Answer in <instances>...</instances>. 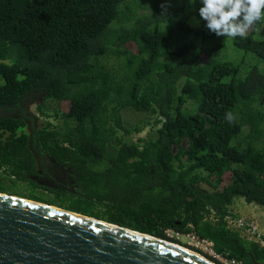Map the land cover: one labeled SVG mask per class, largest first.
<instances>
[{
    "label": "trees",
    "instance_id": "obj_1",
    "mask_svg": "<svg viewBox=\"0 0 264 264\" xmlns=\"http://www.w3.org/2000/svg\"><path fill=\"white\" fill-rule=\"evenodd\" d=\"M199 7L0 0V112L12 109L0 116V193L23 196L14 190L24 186L37 203L170 243L167 230L193 232L218 254L264 264V236L249 240L229 224L239 200L264 210V73L242 79L239 66L214 60L227 38L208 32ZM261 28L233 39L264 63ZM35 101L41 116L50 101L70 109L31 136L21 107ZM128 112L155 118L154 135L134 141L142 129ZM31 142L65 168L69 186L38 182L48 175Z\"/></svg>",
    "mask_w": 264,
    "mask_h": 264
},
{
    "label": "water",
    "instance_id": "obj_2",
    "mask_svg": "<svg viewBox=\"0 0 264 264\" xmlns=\"http://www.w3.org/2000/svg\"><path fill=\"white\" fill-rule=\"evenodd\" d=\"M0 264H213L173 243L0 193Z\"/></svg>",
    "mask_w": 264,
    "mask_h": 264
},
{
    "label": "rangeland",
    "instance_id": "obj_3",
    "mask_svg": "<svg viewBox=\"0 0 264 264\" xmlns=\"http://www.w3.org/2000/svg\"><path fill=\"white\" fill-rule=\"evenodd\" d=\"M262 20L264 21V19ZM255 37L257 40H261V41L264 40V28H261L256 33ZM130 50L137 52L136 47H134L133 45L130 46ZM214 60L218 63H231L235 66H239L240 78L242 79L246 78L248 74L250 73L251 69L254 67H258L259 70L264 73V63L256 55L252 53H245L237 49L234 45L233 38H227L226 47L223 50H220L214 54ZM36 102L39 103L40 101H36ZM47 108H48V111L46 113V116H41L37 112V108L34 105L32 106L30 111L31 113H34L38 126L44 125V123H47V122H50L54 126L58 125V119L55 118L57 110L61 111V113H67L70 109V103L64 102L58 105L56 102L50 101V102H47ZM125 118H126L127 123H129L130 126H138L139 128L142 129L141 133H134L133 135L134 141H137L138 139L150 138L151 136L154 135L155 130L158 128L157 126H154L155 118H152L146 114L128 112L125 114ZM233 145H235V143H233ZM229 183H230V177L227 176L226 185H228ZM41 184L45 185L44 182H41ZM51 187L54 189H58L55 185H52ZM14 191L23 194V196L15 195V197L29 200L28 197L26 196V194H28V190L24 186L15 188ZM37 194L43 195L46 199L53 198V195H51L47 191L39 190ZM29 201H32V200H29ZM40 204H44V203H40ZM53 207L59 208L57 206H53ZM232 210H233L234 215H237L239 217L238 219H242L245 222L249 223V225L253 227V229H256L259 232V234L262 235V232L260 231V226L258 223L259 216L262 219H264V215H263L264 210L262 208H258L255 206H247L245 204H239V205H235V207Z\"/></svg>",
    "mask_w": 264,
    "mask_h": 264
},
{
    "label": "clouds",
    "instance_id": "obj_4",
    "mask_svg": "<svg viewBox=\"0 0 264 264\" xmlns=\"http://www.w3.org/2000/svg\"><path fill=\"white\" fill-rule=\"evenodd\" d=\"M198 3L200 21L216 37L243 39L264 19V0H198ZM168 7L170 4L162 5L165 15Z\"/></svg>",
    "mask_w": 264,
    "mask_h": 264
},
{
    "label": "built area",
    "instance_id": "obj_5",
    "mask_svg": "<svg viewBox=\"0 0 264 264\" xmlns=\"http://www.w3.org/2000/svg\"><path fill=\"white\" fill-rule=\"evenodd\" d=\"M229 224L231 227L241 230L242 235L249 240L258 241L260 238L259 232L242 219H233L230 217ZM165 234L168 239L173 241V244L202 255L213 264H242L235 259L218 254L212 241L201 239L193 232L180 233L167 230Z\"/></svg>",
    "mask_w": 264,
    "mask_h": 264
},
{
    "label": "flooded vegetation",
    "instance_id": "obj_6",
    "mask_svg": "<svg viewBox=\"0 0 264 264\" xmlns=\"http://www.w3.org/2000/svg\"><path fill=\"white\" fill-rule=\"evenodd\" d=\"M36 103L37 102L35 101L31 104L29 103V104H27L25 106L23 105L21 107V109L26 112L24 116H25V119L28 123L27 129H28L29 134L31 136L34 134V130L37 131L39 128L34 113H31V111H30L33 105L37 108ZM9 110L12 111L11 108H9ZM10 111H8V110L1 111L0 116H2V117L3 116H9ZM19 111L16 112L15 114L21 113V111L20 112ZM32 119L35 122L34 127H32L33 129H31L32 123L30 121ZM30 148H31V150H32V152L36 158V161L38 164L39 174L45 173L48 175V176H45L42 180L39 179V181H38L39 183L44 182L45 186H49V187H51L52 185H55L57 188H64V187H67L71 184V182L69 181V179L66 175L67 171L65 170V168L63 166L57 165L52 158L42 154L41 151L39 150L38 146L33 144V142L30 143Z\"/></svg>",
    "mask_w": 264,
    "mask_h": 264
},
{
    "label": "crops",
    "instance_id": "obj_7",
    "mask_svg": "<svg viewBox=\"0 0 264 264\" xmlns=\"http://www.w3.org/2000/svg\"><path fill=\"white\" fill-rule=\"evenodd\" d=\"M239 204H245L247 205L244 200H239L237 201L236 205H239ZM247 206H253V205H247ZM259 208V207H258ZM264 215V213H263ZM260 218V219H259ZM258 223H259V226H260V231L262 232V235L264 236V219H262L260 216L258 217Z\"/></svg>",
    "mask_w": 264,
    "mask_h": 264
},
{
    "label": "bare ground",
    "instance_id": "obj_8",
    "mask_svg": "<svg viewBox=\"0 0 264 264\" xmlns=\"http://www.w3.org/2000/svg\"><path fill=\"white\" fill-rule=\"evenodd\" d=\"M174 246H175V247H178V248H180V249H183V250H187V249H185V248H183V247H181V246H178V245H176V244H174ZM188 251L194 253L195 255H197V256H199V257H201V258H203V259H206L204 256L199 255V254H197V253H195V252H193V251H191V250H188ZM206 260H207V259H206Z\"/></svg>",
    "mask_w": 264,
    "mask_h": 264
}]
</instances>
